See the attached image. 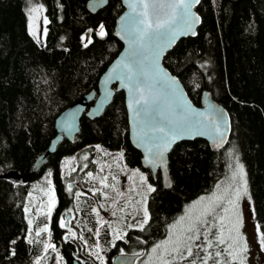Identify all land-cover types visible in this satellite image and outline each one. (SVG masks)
<instances>
[{"label":"trees","instance_id":"16d2710c","mask_svg":"<svg viewBox=\"0 0 264 264\" xmlns=\"http://www.w3.org/2000/svg\"><path fill=\"white\" fill-rule=\"evenodd\" d=\"M34 1L46 18L41 40L29 29L28 0H0V264H71L76 245L84 246L81 232L100 245L108 264L122 247L136 242V235L111 236L92 212H81L75 241L64 238L69 229L60 223L74 210L75 190L73 184L69 190L66 160L86 154L121 152L125 165L146 171L154 186L143 243L127 253L144 255L187 203L213 188L225 174L229 146L237 148L245 165L253 219L264 233V0H200L197 35L182 37L164 56V65L179 77L194 103L201 104V93L207 89L229 111L232 122L223 148H212L201 137L174 145L169 187H163L160 172L153 175L141 166V152L129 138L123 90L99 117L83 115L74 140L64 138L31 174L56 134V117L84 94L98 90L100 76L120 52L122 42L114 29L124 9L121 0H108L96 12L88 9V0ZM8 172L21 179L3 176ZM42 176L53 180L59 198L50 214L49 201L38 206L29 196L37 192L33 185ZM78 214L67 224H75ZM34 223L49 231L37 236ZM133 232L139 229L129 233Z\"/></svg>","mask_w":264,"mask_h":264},{"label":"rangeland","instance_id":"374dc122","mask_svg":"<svg viewBox=\"0 0 264 264\" xmlns=\"http://www.w3.org/2000/svg\"><path fill=\"white\" fill-rule=\"evenodd\" d=\"M35 6L40 5L34 0H28L29 29L31 33L35 29L37 34L34 36L41 40L45 34V17L41 8L38 15L31 14L35 15V20L30 19L29 9ZM236 149L235 146H229L225 150L227 164L224 176L210 191L187 203L179 215L168 223L164 236L155 240L144 255L137 257L135 264H192L193 260L196 264H203L201 257L209 253L211 258L208 259L207 264H241V261L243 264H264V245L260 243L261 234L252 215L246 169ZM105 155L106 158L104 156L88 157L87 154L77 160L67 158L69 182L77 186L73 197L74 210H69L67 214L71 217L75 216L74 213L79 214L75 224L70 226L66 222L67 219L64 223L71 232L76 234V224L82 218L81 212H92L95 219L101 220V225L108 226L111 236L126 239L130 234L136 235L138 238L132 246L121 248V252H133L139 249L136 247L138 244L143 243L142 236L146 233L150 217L148 199L152 191H149V186L152 188L154 186L146 171L140 167L125 165L121 152H109ZM240 165L243 166L242 175L239 173ZM79 169L78 173H73V170ZM88 173L92 174L91 177ZM76 174H78L77 178L74 177ZM105 177L107 180L104 183L109 187H104L101 183ZM33 187L34 191L37 190L36 193L29 195L34 198L33 203L36 201L39 206L42 202H48L50 197H54L56 203L55 183L52 179L42 176L41 182L34 184ZM92 193L97 194L96 199L91 197ZM32 211L33 214L38 213L36 209ZM114 212L116 215H113ZM145 212L148 216L146 222ZM190 227L194 230L188 231ZM36 229L39 232L40 227L36 226ZM131 229H139V233H129ZM237 231L246 240L247 252L234 259L227 249L229 243H233L236 239ZM197 232L200 236L198 240L195 239ZM221 233L225 239L223 244L217 242V237ZM78 235L84 243V251L93 258H98L103 264H107L104 254L100 251V245L90 243L82 232ZM188 236H192L193 239L187 240ZM230 236L232 239H229ZM178 237L182 239L179 247L183 258L173 251V248L177 246ZM166 241L169 243L165 244ZM207 241L212 242V248L207 247ZM185 244L192 247L194 253L192 257L187 256ZM157 245L163 246L157 248ZM199 245H203V248L198 247ZM153 248H156L155 252ZM236 249L237 244L233 243V250ZM216 252H220L221 255L217 257ZM37 264H41V261Z\"/></svg>","mask_w":264,"mask_h":264},{"label":"water","instance_id":"95a60500","mask_svg":"<svg viewBox=\"0 0 264 264\" xmlns=\"http://www.w3.org/2000/svg\"><path fill=\"white\" fill-rule=\"evenodd\" d=\"M121 1L124 9L116 18L114 29L115 35L122 42L120 52L100 76L98 90L84 94L56 117V134L47 150L35 160L31 174L41 169L64 138L74 140L80 130L83 115L91 119L99 117L119 90L125 93L129 138L133 146L141 152V166L149 168L153 175L160 172L163 187L171 186L169 153L176 143L201 137L212 148H223L229 142L232 127L229 111L207 89L201 93V104L194 103L179 77L163 63L164 56L182 37L197 35L202 21L196 9L200 0L199 3L196 0H184V3L190 4L188 15L196 18L190 31H185L183 27L184 9L180 6L181 0ZM107 3L108 0H88L87 7L91 12H96ZM144 3L156 6L147 9V17L141 15L145 11ZM157 16L161 19L175 17L170 26L175 31L174 38L165 36L158 41L134 43L139 31L145 28L138 22L147 18L155 20ZM137 85L144 89L143 96L148 101L142 106L134 103V97L140 95L136 92ZM69 124L71 127H68ZM150 125L180 128L179 138L164 148L160 135L149 130ZM158 143L160 148L156 147ZM158 151H163V156L157 159L155 154ZM153 159H156L155 164L150 163ZM3 176L20 178L18 174L11 172ZM137 257V253L119 252L113 256L112 264H135ZM74 264L81 263L75 260Z\"/></svg>","mask_w":264,"mask_h":264},{"label":"snow or ice","instance_id":"6c2138e0","mask_svg":"<svg viewBox=\"0 0 264 264\" xmlns=\"http://www.w3.org/2000/svg\"><path fill=\"white\" fill-rule=\"evenodd\" d=\"M196 3H199V0H196ZM156 7L155 5H149L148 3H144L143 4V8L145 9V11L143 13H141L142 16L147 17L148 16V12L147 9L149 7ZM184 9V12L182 14V20H183V27L185 29V31H190L192 28V25L196 22V18L194 17H190L188 15V9L190 8V4H186L184 3V0H181V5ZM42 6H35L29 9V13H30V19H32L33 21L35 20V15H31V14H36L38 15L41 11ZM46 19V18H45ZM175 17L174 16H170L167 19H161L159 16H157L155 18V20L151 19V18H147V19H142L140 20L138 23L142 24L145 26V28L143 30H140L138 33V36L136 37V40L134 41V43H142L145 41H158L161 38L167 36L169 38H174L175 36V31L171 29V25L174 21ZM151 30V31H149ZM46 32V29H45ZM33 35H36V31L35 29H33L32 32ZM193 35H195L194 32H192ZM99 35L101 37H103L105 35V32L103 30V26H100V32ZM169 43L171 42V39H169L168 41ZM87 46V45H85ZM129 79H131V76L129 77ZM174 83V81H173ZM143 91L144 89L137 85L136 86V92L140 93L139 96L134 97V103L136 105H145L147 104V100L146 98L143 96ZM68 127H71V125L69 124ZM149 130L153 133L159 134L160 138L163 142V147L167 148L168 144L175 142L176 139L179 138V132L181 131L180 128L177 127H169L166 125H150ZM147 134V133H145ZM221 135H223L221 133ZM157 148H160L161 145L158 143L156 145ZM149 151L151 152V149H149ZM156 158H160L163 156V151H158L155 154ZM150 163L155 164L156 163V159L150 160ZM239 173L242 175L243 174V166L240 165L239 166ZM88 175L91 177V173H88ZM143 179V177H142ZM107 180V177L104 178V180L101 181L102 184H104V187H109V185H107L106 183H104V181ZM114 188V186H112ZM69 190H71V187H69ZM149 191H155L154 188H152L151 186H149ZM118 195H122V193H118ZM237 196H239V193H237ZM49 214L51 212L52 207H54L55 205V200L54 197H50L49 198ZM227 211V210H226ZM113 215H116V213L114 212ZM148 216L147 213L145 212V222L147 221ZM29 223H31V221H29ZM61 227H65V223L63 220H61L60 223ZM141 228H143V223H141ZM193 228H189L188 231H193ZM49 231V229L47 227L40 229L39 232L36 233L37 236L40 235V232H46ZM69 231L71 232V229H69ZM72 235L74 236L75 233H72ZM193 237L192 236H188L187 240H192ZM195 239H200L199 233L197 232L195 234ZM207 240V238H205ZM229 239H232L231 236L229 237ZM182 239L180 237L177 238L176 244L177 246L173 248L174 252H177L182 258H183V253L180 251V247L179 245L181 244ZM217 242L220 244L225 243V239L223 234L221 233L218 237H217ZM14 243V242H13ZM165 244L169 243V242H164ZM233 243L237 244V249L234 251L233 250ZM233 243H229L228 245V253L230 256H233L234 259L238 258L240 256V254L242 253H246L247 252V243L246 240H244V238L241 236V234L239 233V231H237V237L236 239L233 241ZM260 243L262 245H264V233L261 234L260 236ZM163 245H157V248L162 247ZM212 242L211 241H207V247L210 249L212 248ZM46 247H51L54 248V245H46ZM198 247L203 248V245H199ZM185 250L187 252V256L188 257H192L194 255L193 253V249L190 245L185 244ZM156 251V248H153V252ZM215 255L217 257H219L221 255L220 252H216ZM211 258V253H209L207 256L205 257H201V259L203 260V264H207L208 259ZM192 264H196V261L193 260ZM241 264H243V261H241Z\"/></svg>","mask_w":264,"mask_h":264},{"label":"flooded vegetation","instance_id":"af4514ba","mask_svg":"<svg viewBox=\"0 0 264 264\" xmlns=\"http://www.w3.org/2000/svg\"><path fill=\"white\" fill-rule=\"evenodd\" d=\"M78 172L79 171H77V170H73V173H78ZM74 177L77 178L78 177V174L74 175ZM72 184H73L72 182L69 183L70 187L72 186ZM74 187H75V189L77 188L76 185ZM55 191H56V189H55ZM73 193H75V190L73 191ZM88 193H90V192H88ZM96 195H97L96 193H92L91 194V197L96 199L97 198ZM58 200H59V198L57 196L56 203L58 202ZM71 220H72L71 215L70 214L69 215L67 214V221L69 223H71ZM72 233H74V232H67V233H65L64 238L65 239H69V240L71 239V240L75 241V239H76L75 237L77 235V231H76V234L74 236L72 235ZM73 252H74V254L72 256V263L71 264H74V261L75 260H78L81 264H103L102 262H100L98 260V258H96V257L93 258L89 253H87L86 251H84V246H81V244L76 245L75 251H73ZM102 254H104V253L102 252ZM104 256H105V254H104ZM62 257L65 260H67V258L65 256H62ZM105 261H106V259H105ZM106 263H107V261H106Z\"/></svg>","mask_w":264,"mask_h":264},{"label":"crops","instance_id":"0c3cea01","mask_svg":"<svg viewBox=\"0 0 264 264\" xmlns=\"http://www.w3.org/2000/svg\"><path fill=\"white\" fill-rule=\"evenodd\" d=\"M105 156H106V155H105ZM105 156H104V157H105ZM93 158H94V156H93ZM105 158H106V157H105ZM102 160H103V159H102Z\"/></svg>","mask_w":264,"mask_h":264}]
</instances>
